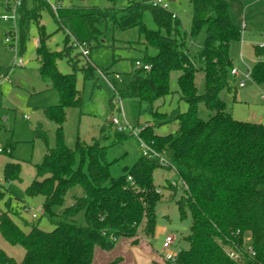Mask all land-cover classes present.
<instances>
[{
  "label": "trees",
  "instance_id": "trees-1",
  "mask_svg": "<svg viewBox=\"0 0 264 264\" xmlns=\"http://www.w3.org/2000/svg\"><path fill=\"white\" fill-rule=\"evenodd\" d=\"M58 1L55 10L45 0H31L30 4L23 1L17 8L18 53L25 49L29 26L34 21L38 73L57 90L60 100L46 109L48 117L58 125L54 145L47 146L41 161L35 164L34 178L25 189L28 196H42L41 213L30 221L23 218L12 206L9 193L5 199L7 191L0 189V234L9 244L24 249L20 261L0 249V264H93L96 248L101 250L96 257H101V264H136L130 248L138 242L139 229L147 240L154 237L156 206L164 198L162 188L153 181L157 168L174 171L181 186L175 200L179 217L184 219L188 213L191 219L190 232L183 237L188 246L181 248L173 261L168 260L170 264H264V122L235 119L221 97L223 90L233 98L236 95L229 82L233 67L229 45L241 33L229 11V3L234 0H190L188 32L181 29L177 16L150 0H126L122 6L117 5V0H107L106 7H84L73 4L74 0L64 6ZM44 8L54 16L58 28L66 30L60 51L46 47L49 35L39 20ZM146 10L156 29L143 23ZM203 25L205 36L196 52L200 63L197 66L187 52V37L191 39ZM135 26L144 35L145 50L134 59L130 80L117 90L118 95L138 103L142 99L152 103L171 92L170 75L176 70L180 72V98L187 106L179 114L173 132L161 135L148 124L140 130V136L163 153L166 164L140 153L132 165L123 166L119 174L113 175L108 148L132 134L104 123L91 143L77 137L75 146L69 147L61 127L65 106L80 108L81 95L75 72L61 73L56 60L67 57L74 70L78 68L89 76L96 67L88 56L86 63L77 67V58L70 57L72 49L82 45L89 50L90 40L104 34L108 27L125 30ZM149 45L154 47V53L147 52ZM253 55L256 60L251 80L264 85V48L254 46ZM137 60L142 66H136ZM198 70L203 72L201 93L195 84ZM199 104L210 112L206 119L198 115ZM35 133L46 140L43 131ZM13 146L8 142V153ZM19 169L18 162H7L4 179L21 180ZM75 186L80 187L81 194L58 213L56 209L63 206L65 194ZM164 188L169 191L168 199L175 198L178 185L168 182ZM22 207L24 210L27 205ZM81 211L83 224L76 221ZM43 215L52 223L50 229L39 226ZM245 245H251L254 255L247 254ZM229 249L239 250L241 256L229 257ZM111 250L114 254L106 256L105 252Z\"/></svg>",
  "mask_w": 264,
  "mask_h": 264
},
{
  "label": "rangeland",
  "instance_id": "rangeland-1",
  "mask_svg": "<svg viewBox=\"0 0 264 264\" xmlns=\"http://www.w3.org/2000/svg\"><path fill=\"white\" fill-rule=\"evenodd\" d=\"M7 6V0H0V149L8 148V142L13 143L12 152L3 149L0 152V189L3 188L11 196V204L18 208L23 218L31 220L28 212L22 205L36 208L42 202V196H28L25 192L35 175V164L39 163L47 146H53L57 122L48 117L46 109L59 103L60 96L51 84L43 81L38 73V61L35 55L37 28L32 21L29 26V36L25 49L18 53V13L12 1ZM49 5L58 0H45ZM152 1V0H150ZM64 6L70 4V0H59ZM126 0H117V5H124ZM166 8L174 13L180 23L181 29L189 31L191 27L192 5L190 0H164ZM31 0H28V4ZM73 4L84 7H106L107 0H74ZM50 8H52L50 6ZM231 18L240 26V38L231 41L229 54L234 67L243 71L252 67L255 62L253 48L264 39V0H234L229 3ZM14 14L12 18L11 15ZM9 16L8 19L2 17ZM40 23L43 24L46 34V47L50 50L60 51L64 46L66 30L58 28L54 16L48 9L40 11ZM143 23L152 29L156 24L148 10L143 14ZM244 25V26H243ZM10 37H9V32ZM14 31L16 33H14ZM164 30L161 29V32ZM15 34L17 36H15ZM205 36V25L191 39L187 37L188 54L194 59L197 66L196 52L200 48ZM10 38V41H6ZM76 44V43H75ZM77 45V44H76ZM81 46H75L70 57L77 58L76 66L81 67L86 63V57L80 53ZM148 53H154L153 46H148ZM144 35L137 26L125 30H113L108 27L104 34L97 39L90 40L88 59L93 69L87 76L78 68L75 70L68 63L67 57L56 60L57 68L61 73L75 72L76 88L81 95V107L65 106V119L61 125L64 134V142L69 147H74L77 137L91 143L98 137L104 123H109L112 116L125 120L128 124L141 130L145 125H151L154 132L167 134L173 132L179 123V114L186 110V102L180 98L177 77L179 71H172L169 80L170 93L154 102L142 99L139 103L128 98H120L119 103L113 106V100L117 99V90H121L130 80V70L134 59L144 54ZM17 58L23 61L22 65L14 64ZM241 75L229 74V82L236 90L235 98L227 90L221 92L225 101L226 110L238 120L264 122V85H258L251 79L246 80L244 86H238ZM203 72L198 70L195 74V84L199 93L203 91ZM112 102V104H111ZM120 106L121 110L117 107ZM157 112L158 114H154ZM209 111L203 104L198 106V115L202 119L209 116ZM107 121V122H106ZM36 130L46 134V140L36 135ZM112 132V128H109ZM108 143V140L105 141ZM10 150V149H9ZM140 156V147L137 137L128 135L118 143L108 148L107 158L112 161L111 173L117 175L125 165H132ZM20 164L19 174L21 180H5L3 177L4 165L9 162ZM153 181L159 185L164 193V198L156 206L155 235L147 240L141 229L136 236L138 242L133 248V258L136 264H168L165 258L169 254L177 253L188 244L183 237L190 232L191 219L187 213L186 218L180 219L176 198L181 194V186L172 169L157 168L153 173ZM175 181L178 185L175 198L168 199L169 191L164 188L168 182ZM81 194L78 186L70 188L64 197L63 206L56 209L60 213L64 207L71 204L74 196ZM1 202V201H0ZM2 203V202H1ZM57 218L54 217L53 220ZM79 224L84 223L83 212L76 216ZM39 226L50 229L47 215L39 218ZM172 236V242L165 250L162 246L166 235ZM119 244L115 245L118 246ZM0 249L7 255L20 261L24 255V249L19 245L9 244L0 234ZM150 252L156 253V262H151ZM101 250L95 249V256H99ZM114 254V250L105 252L106 256ZM93 264H101V257L96 258ZM106 261V259H104Z\"/></svg>",
  "mask_w": 264,
  "mask_h": 264
},
{
  "label": "built area",
  "instance_id": "built-area-1",
  "mask_svg": "<svg viewBox=\"0 0 264 264\" xmlns=\"http://www.w3.org/2000/svg\"><path fill=\"white\" fill-rule=\"evenodd\" d=\"M12 1V5L15 7V8H18L23 1H27V0H11ZM10 1L7 0V8H8V5L10 4L9 3ZM153 5H158V6H162L164 8H166V3L164 2V0H152L150 1ZM52 7V9H56V5L55 4H51L50 5ZM173 16H176L174 13H173ZM9 16H6L4 15L2 18L3 19H8ZM11 17L13 18L14 17V14L11 15ZM244 26V25H243ZM241 29L243 30V27H241ZM10 33L11 31L9 32V37H10ZM14 33H16L14 31ZM15 36H17L15 34ZM6 41H10V38H6ZM258 47L260 48H264V39L261 40V42H259L257 44ZM80 53L87 57L88 54H89V50L87 47L85 46H82L80 47ZM14 64H19V65H22L23 64V61L20 59V58H17L16 62L14 60ZM136 66H142L141 62L139 60H137L135 62ZM143 68L144 69H148L149 66L148 65H143ZM250 72H251V67L243 70V71H240L239 69H237L236 67H232L231 70H230V73L232 75H241L240 76V79L238 80V86L242 87L245 85L246 83V80H249L251 79V75H250ZM117 96L118 98L117 99H114L113 100V106L116 104V103H119L120 101V96L118 95L117 93ZM261 98L264 99V93L261 94ZM118 110H121L120 106L117 107ZM110 123L112 124V126H114L117 130L119 131H127L128 133L134 135L135 137H137V141H138V144H139V147H140V153L147 157V158H150V159H156L159 163H162V164H166L167 163V159L166 157L163 155V153L157 151L151 144L147 143L141 136H140V130L139 129H136L134 126L128 124L125 120L123 121H120L119 118L115 117V116H112L111 119H110ZM1 150V149H0ZM130 179V177L128 178ZM172 184L173 185H177V182L175 181H172ZM182 184V183H181ZM24 211L28 212L30 218H36L38 217V215L41 213L42 211V208L40 206H37L36 208H29L28 206L24 209ZM172 236L171 235H166L163 239V243H162V246L165 250H168L171 242H172ZM249 240V238L247 239ZM247 246V247H246ZM245 248H246V251H247V254L248 255H254V250L253 248L251 247V245H245ZM228 255L229 257L231 258H239L241 255H240V251L237 250H233V249H229L228 251ZM167 259V261L169 260L170 262L174 260L175 258V253L173 254H169L168 256L165 257Z\"/></svg>",
  "mask_w": 264,
  "mask_h": 264
},
{
  "label": "crops",
  "instance_id": "crops-1",
  "mask_svg": "<svg viewBox=\"0 0 264 264\" xmlns=\"http://www.w3.org/2000/svg\"><path fill=\"white\" fill-rule=\"evenodd\" d=\"M234 66V65H233ZM134 246H136V245H133V246H131V252L133 253V248H134ZM134 255V254H133ZM150 257H151V262L150 263H154V262H156L157 260H156V258H157V256H156V253H153V252H150ZM136 260V259H135ZM168 264H170L169 262H168Z\"/></svg>",
  "mask_w": 264,
  "mask_h": 264
}]
</instances>
